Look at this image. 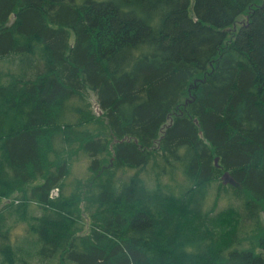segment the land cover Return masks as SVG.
Listing matches in <instances>:
<instances>
[{
    "label": "trees",
    "instance_id": "trees-1",
    "mask_svg": "<svg viewBox=\"0 0 264 264\" xmlns=\"http://www.w3.org/2000/svg\"><path fill=\"white\" fill-rule=\"evenodd\" d=\"M0 264H264V0H0Z\"/></svg>",
    "mask_w": 264,
    "mask_h": 264
},
{
    "label": "rangeland",
    "instance_id": "rangeland-1",
    "mask_svg": "<svg viewBox=\"0 0 264 264\" xmlns=\"http://www.w3.org/2000/svg\"><path fill=\"white\" fill-rule=\"evenodd\" d=\"M192 11H193V8H192ZM244 19L245 18H243V17L240 19L239 26L242 25L243 22H245ZM90 99L92 100V102H95V96L93 94H91ZM88 165H89L88 159H86V158H83L80 161L76 162V164L73 165V167L71 168V175H70L69 180L71 182H74L75 179H84V180L88 179L90 177ZM222 181H223V179H222ZM223 203L224 202H221L220 208H222L224 206Z\"/></svg>",
    "mask_w": 264,
    "mask_h": 264
},
{
    "label": "water",
    "instance_id": "water-1",
    "mask_svg": "<svg viewBox=\"0 0 264 264\" xmlns=\"http://www.w3.org/2000/svg\"><path fill=\"white\" fill-rule=\"evenodd\" d=\"M198 81H200V80H198ZM195 88H196V85L192 86L190 88V91H191V89H195ZM95 110L97 111L98 115L102 114V112L99 111L98 107H96ZM218 161H219V159L216 158V164H218ZM222 179H223L224 184L236 185V182L230 177V175L228 173H225L224 176L222 177Z\"/></svg>",
    "mask_w": 264,
    "mask_h": 264
},
{
    "label": "built area",
    "instance_id": "built-area-1",
    "mask_svg": "<svg viewBox=\"0 0 264 264\" xmlns=\"http://www.w3.org/2000/svg\"><path fill=\"white\" fill-rule=\"evenodd\" d=\"M57 192H58L57 190H53L52 193H51V196H52V197H53V196H56V195H57Z\"/></svg>",
    "mask_w": 264,
    "mask_h": 264
}]
</instances>
